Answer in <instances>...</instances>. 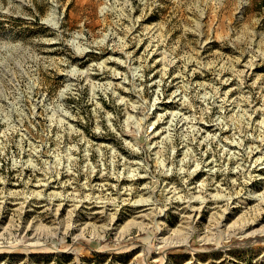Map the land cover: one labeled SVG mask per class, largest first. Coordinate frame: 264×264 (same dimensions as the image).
Returning <instances> with one entry per match:
<instances>
[{
  "label": "rangeland",
  "instance_id": "1",
  "mask_svg": "<svg viewBox=\"0 0 264 264\" xmlns=\"http://www.w3.org/2000/svg\"><path fill=\"white\" fill-rule=\"evenodd\" d=\"M0 264H264V0H0Z\"/></svg>",
  "mask_w": 264,
  "mask_h": 264
},
{
  "label": "trees",
  "instance_id": "2",
  "mask_svg": "<svg viewBox=\"0 0 264 264\" xmlns=\"http://www.w3.org/2000/svg\"><path fill=\"white\" fill-rule=\"evenodd\" d=\"M182 249H180L179 251H181ZM175 253V252H174ZM175 254H179V253H175Z\"/></svg>",
  "mask_w": 264,
  "mask_h": 264
},
{
  "label": "bare ground",
  "instance_id": "3",
  "mask_svg": "<svg viewBox=\"0 0 264 264\" xmlns=\"http://www.w3.org/2000/svg\"><path fill=\"white\" fill-rule=\"evenodd\" d=\"M142 205V204H141ZM147 205V204H146ZM165 241V240H164ZM32 245H34V244H32ZM37 245H38V243H37ZM165 245V244H164Z\"/></svg>",
  "mask_w": 264,
  "mask_h": 264
}]
</instances>
